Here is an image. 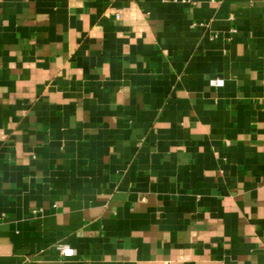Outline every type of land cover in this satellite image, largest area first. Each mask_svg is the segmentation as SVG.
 Returning a JSON list of instances; mask_svg holds the SVG:
<instances>
[{"label": "crops", "instance_id": "0c3cea01", "mask_svg": "<svg viewBox=\"0 0 264 264\" xmlns=\"http://www.w3.org/2000/svg\"><path fill=\"white\" fill-rule=\"evenodd\" d=\"M0 264H264V0H0Z\"/></svg>", "mask_w": 264, "mask_h": 264}, {"label": "built area", "instance_id": "2783aa9c", "mask_svg": "<svg viewBox=\"0 0 264 264\" xmlns=\"http://www.w3.org/2000/svg\"><path fill=\"white\" fill-rule=\"evenodd\" d=\"M65 252H66V253H68V252L70 253V251H68V250H67V251H64V253H65Z\"/></svg>", "mask_w": 264, "mask_h": 264}]
</instances>
